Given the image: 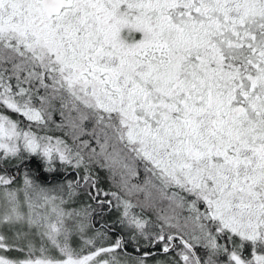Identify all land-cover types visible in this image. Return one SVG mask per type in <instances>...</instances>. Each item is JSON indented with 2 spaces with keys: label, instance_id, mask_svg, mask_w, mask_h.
Segmentation results:
<instances>
[{
  "label": "snow or ice",
  "instance_id": "1",
  "mask_svg": "<svg viewBox=\"0 0 264 264\" xmlns=\"http://www.w3.org/2000/svg\"><path fill=\"white\" fill-rule=\"evenodd\" d=\"M0 264H264V0H0Z\"/></svg>",
  "mask_w": 264,
  "mask_h": 264
}]
</instances>
